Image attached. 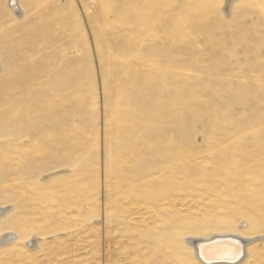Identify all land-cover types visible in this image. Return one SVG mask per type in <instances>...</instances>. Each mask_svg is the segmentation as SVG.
<instances>
[{
    "label": "rangeland",
    "instance_id": "374dc122",
    "mask_svg": "<svg viewBox=\"0 0 264 264\" xmlns=\"http://www.w3.org/2000/svg\"><path fill=\"white\" fill-rule=\"evenodd\" d=\"M8 1L0 0V206L11 209L0 232L16 239L0 245V264H200L185 236L264 232L250 221L264 216L261 0L237 15L262 36L261 49L187 33L193 46L147 47L164 60L155 64L139 61L122 15L102 13L97 0H16L25 9L17 14ZM214 14L206 23L215 35L225 15ZM46 124L57 129L49 135ZM261 244L252 247L264 253Z\"/></svg>",
    "mask_w": 264,
    "mask_h": 264
},
{
    "label": "bare ground",
    "instance_id": "6f19581e",
    "mask_svg": "<svg viewBox=\"0 0 264 264\" xmlns=\"http://www.w3.org/2000/svg\"><path fill=\"white\" fill-rule=\"evenodd\" d=\"M221 1H222V4L224 5V3H225V5L224 6L221 5L219 10L222 11V13L225 15L224 16L225 18L219 14L221 16V18L217 19L216 12L217 13L219 12L218 7L215 5H212L210 0H164V3H163V0H124L123 3H118L116 5L114 4V0H97V2L100 5L99 6L100 11L102 13L107 14V13H110V11H112V12L119 13V15H122V17L121 16L120 17L122 18L123 24L126 26L128 25V29L131 32V36L129 37V39L131 40L130 41L131 44L134 47L139 48L138 52L136 53V57L139 59V61L140 60L141 61L146 60L149 63H151L153 60L152 64L156 63V62L154 63V60L155 61H158V60L161 61L162 59L160 58L161 57L160 55L155 54L154 52H149V51L146 52L145 49L147 47L148 48L161 47L162 49L166 48L165 50L167 51V50H170L172 48V44L177 45L178 42H182V41H184V42L187 41L188 45H192V41H193L192 39L193 38L190 39L191 40V43H190L189 38L186 35L187 33L193 34L194 37H195V35H197L199 40L206 41L208 43H215V44L229 43V45L233 49L236 47L235 45L239 44V43L245 44L244 46H246L248 48L253 47L254 45H255L254 47H257L260 43H262L261 42L262 36L253 34V33H255V31H254L255 27L252 25L248 26L247 24L243 25L244 21L242 23L238 22V20H240L242 17L241 18H240V16L237 17V15L243 14L240 11L245 4H249L251 2H253V3L259 2V0H221ZM8 3L10 5V9L12 10V12L14 11L16 14L18 12V8L20 9V7L23 8V10L25 11L24 6H22V4H20V2L19 3L17 2V4H16V0H9ZM261 3L264 4V0H261ZM23 10L21 9L22 15L24 13ZM234 10H235V12H234ZM233 12L235 13L234 15H232ZM208 13H212V14L215 13L214 16H216V19H217V27L218 26L221 27V29L223 30L222 32L216 33L215 35L212 33L214 30H212V32H211V27H212L211 23H206V19H207L206 15H208ZM238 13H241V14H238ZM161 15L168 16L169 18L167 21L163 22L162 24L159 23L156 25L155 23L157 22V20L159 19V17ZM210 16H212V15H210ZM138 17H140V18H138ZM227 18H228V20H227ZM213 20H211L212 25H214ZM211 21H209V22H211ZM214 22H215V20H214ZM175 25L181 26L182 29H176L175 33L172 37L168 36L166 33L167 27L168 26H175ZM157 27H159V28H157ZM227 28H230V29H227ZM240 35H246L247 39H245V38L240 39L241 38ZM149 38L151 40H149ZM198 39H197V41H198ZM170 41H172L171 44L169 45L171 48L168 47V45H167V43H170ZM116 44H118V43H116ZM240 44H239V46H240ZM108 45H109V43H108ZM259 47L261 49L260 45H259ZM263 50H262V53H260L261 56H264ZM169 53L171 54V51ZM233 53H234V51H233ZM246 53H248V52H246ZM121 56L122 55H120V57ZM165 56H167V55L165 54ZM235 57H240V56L236 55ZM176 58H177V56H176ZM163 61L164 60H162V62ZM174 61L172 60V62H174ZM164 71H165V69H164ZM261 71H262V73H264L263 70H261ZM162 73H163V70H162ZM157 76H159V75H157ZM68 88H70V87H68ZM66 91H67V88H66ZM68 92H67L66 96H68ZM71 92H72V90H71ZM64 93H63V95L66 94V93L65 94ZM71 94L72 93H70V95ZM175 96H176V94H175ZM181 98H183V97H181ZM32 104H36V103H32ZM66 106H69V104L65 105V107ZM32 107H34V105ZM35 109H37L36 106H35ZM24 110H25V107H24ZM163 110H165V109H163ZM50 112H51L50 113L51 117H54L51 120L55 121L56 120L55 119L56 118L55 113L53 112V110H51ZM159 112H160V110H159ZM159 112H157L158 113L157 115H159ZM162 112L163 111H161V113ZM5 113H3V114H5ZM0 115H2V114H0ZM165 115H167L166 112H165ZM128 121L129 120H127V123H128ZM133 124H135V122ZM46 125L48 126L47 133L49 135H51L52 132L55 129H57V124H46ZM22 135H23V133H22ZM10 209H11L10 207L8 209V207L3 208L0 206V220L4 219L6 217V214L8 213V211ZM250 221L252 224L251 225V231H253V230L255 231L257 229L256 227L260 228V227L264 226V216L262 218H260V221H255L253 217H250ZM228 231H230V230L219 231V232L217 231L214 234L212 233L213 235H211L210 237H209V235H210L209 234V235L201 238L200 241H197V240L194 241V239L197 236L196 237H194V236H187L186 237L185 236L184 241H185L186 245L189 247V250L192 253V255L194 256V258L200 264H241L244 259L253 260L252 261L253 264H264V253L261 250H257V248L252 247L254 243L257 242V243L261 244L264 241V234H262L264 232L250 235V234H247V233L242 232V231H235L234 234H233V232L227 233ZM239 233H241L243 235H241ZM14 239H16V236L13 237L12 233L5 232V229L1 230V232H0V245L11 243ZM244 244H246V247H245L246 252H245V255L243 256Z\"/></svg>",
    "mask_w": 264,
    "mask_h": 264
}]
</instances>
